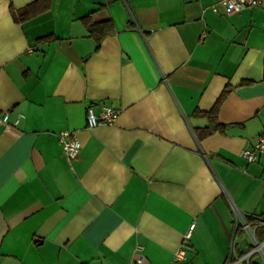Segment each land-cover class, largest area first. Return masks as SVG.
Wrapping results in <instances>:
<instances>
[{"label":"crops","instance_id":"crops-1","mask_svg":"<svg viewBox=\"0 0 264 264\" xmlns=\"http://www.w3.org/2000/svg\"><path fill=\"white\" fill-rule=\"evenodd\" d=\"M31 1L0 0V264H225L238 215L260 242L264 153L240 151L264 133V0L229 16L217 0H52L15 22ZM87 15L112 21L98 46ZM223 92L205 135L196 112ZM102 106L115 122L88 128ZM62 131L81 143L71 162ZM236 234L237 255L253 248Z\"/></svg>","mask_w":264,"mask_h":264},{"label":"built area","instance_id":"built-area-1","mask_svg":"<svg viewBox=\"0 0 264 264\" xmlns=\"http://www.w3.org/2000/svg\"><path fill=\"white\" fill-rule=\"evenodd\" d=\"M217 3L221 5L223 14L229 16L246 9H252L253 7L259 5L261 0H217ZM211 8L213 12L218 13L214 6ZM203 37L204 34L201 35V38ZM118 113L119 110L109 106H102L98 113H96L92 107H88L85 112L86 126L88 128H94L99 125H112L115 122ZM22 117L23 115L21 113L17 114L12 124L15 125ZM8 123L9 112H0V124ZM58 138L62 147L63 156L68 162H71L78 155V152L81 148L80 141L75 135H70L68 131H62L59 133ZM262 153H264V133L259 135L253 144L246 146L240 151L241 157H243L248 163L254 162ZM237 219L239 221H236L235 227L233 228L229 239L228 260L225 264H248L251 256L254 253H259L262 259H264V250H262V247H264V241L257 242L252 230L250 229V225L247 224L240 215L237 216ZM251 224L254 227H264V219L253 218ZM193 225V223L189 225L188 231L185 233L184 238L188 237L189 231L192 229ZM238 226L241 227V229H244L253 241V248L241 255H237L235 253L236 233ZM136 249L140 250L141 248L137 246ZM133 263L146 264L143 255H138L133 260Z\"/></svg>","mask_w":264,"mask_h":264},{"label":"trees","instance_id":"trees-1","mask_svg":"<svg viewBox=\"0 0 264 264\" xmlns=\"http://www.w3.org/2000/svg\"><path fill=\"white\" fill-rule=\"evenodd\" d=\"M51 1L52 0H32L31 2L27 3L26 5L16 10L11 9V15L15 22L21 23L25 20L33 18L49 10ZM100 6L103 7V4H101ZM83 21L86 25L88 36L94 39L97 46L99 45L100 41L103 38L112 34L114 31L113 24L110 19H106L99 22H93L90 20V15H87L83 18ZM49 38H50L49 36L41 37L38 40H47ZM224 94L225 92L221 94V96L217 99V101L209 111L196 112L198 115L206 117L209 121V126L202 130L205 135H208L220 128V124L217 122V109ZM255 229L256 230L261 229V227H256ZM258 241L260 242L264 241V235H262Z\"/></svg>","mask_w":264,"mask_h":264}]
</instances>
